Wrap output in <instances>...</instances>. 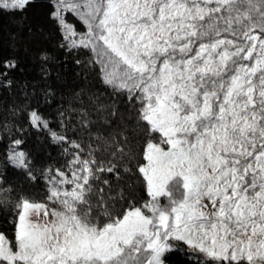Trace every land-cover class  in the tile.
<instances>
[{
  "label": "snow or ice",
  "instance_id": "obj_1",
  "mask_svg": "<svg viewBox=\"0 0 264 264\" xmlns=\"http://www.w3.org/2000/svg\"><path fill=\"white\" fill-rule=\"evenodd\" d=\"M33 2L0 0V12ZM47 2L60 47L86 50L75 63L98 69L100 87L76 73L59 131L24 94L13 127L0 122V214L13 227L0 264H166L184 246L190 264H264V0ZM2 67L7 90L17 63ZM30 132L61 159L38 163Z\"/></svg>",
  "mask_w": 264,
  "mask_h": 264
},
{
  "label": "trees",
  "instance_id": "obj_2",
  "mask_svg": "<svg viewBox=\"0 0 264 264\" xmlns=\"http://www.w3.org/2000/svg\"><path fill=\"white\" fill-rule=\"evenodd\" d=\"M48 12L47 0H34L23 15L0 12V72L4 71L3 61L15 60L17 63V67L8 72V78L12 80L11 88L0 90V105H8L7 109L0 107V122H6L9 128L13 127L11 105L22 99V94L27 95L30 101L40 104L41 110L49 116L52 129L59 131L55 116L60 102L65 99L70 100L73 90H79L83 83V79L76 73H82L96 88L100 87L95 74L98 69L84 68L75 63L76 60L82 62L88 60L86 50L69 53L60 47L61 33L49 21ZM38 53L47 54L49 57L46 67L50 75L47 79L42 78ZM49 86L55 90L56 95L50 104H46L43 92ZM16 119L18 120L19 117ZM10 135L0 130V151L5 150L7 137ZM24 147L32 150L38 163L44 161L55 163L61 159L59 148L50 144L44 134L30 132ZM6 179L15 186L18 193L20 186L15 173L8 172ZM25 190L30 195L33 192L32 189ZM130 194L139 202V192L130 191ZM2 195L4 194L0 193V196ZM10 220L11 216L8 213L0 214V231L11 234L13 227ZM187 252L186 246L173 251L167 256L166 264H190L186 259Z\"/></svg>",
  "mask_w": 264,
  "mask_h": 264
},
{
  "label": "rangeland",
  "instance_id": "obj_3",
  "mask_svg": "<svg viewBox=\"0 0 264 264\" xmlns=\"http://www.w3.org/2000/svg\"><path fill=\"white\" fill-rule=\"evenodd\" d=\"M37 219H41V220H42V219H43V217H42V216H41V217H39V218H37V217H35V216L33 217V220H37Z\"/></svg>",
  "mask_w": 264,
  "mask_h": 264
}]
</instances>
